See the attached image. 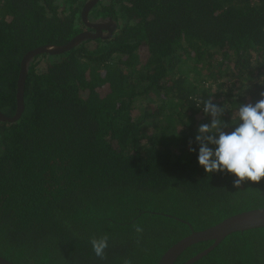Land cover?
Listing matches in <instances>:
<instances>
[{
  "label": "trees",
  "instance_id": "16d2710c",
  "mask_svg": "<svg viewBox=\"0 0 264 264\" xmlns=\"http://www.w3.org/2000/svg\"><path fill=\"white\" fill-rule=\"evenodd\" d=\"M86 1L0 0L2 114L15 113L24 54L85 30ZM108 15L111 37L35 56L21 116L0 120V256L15 264H157L192 231L264 207V178L235 187L189 150L211 121L204 101L230 122L261 98L264 0H99L89 13ZM192 264H264V227Z\"/></svg>",
  "mask_w": 264,
  "mask_h": 264
},
{
  "label": "clouds",
  "instance_id": "9594fccd",
  "mask_svg": "<svg viewBox=\"0 0 264 264\" xmlns=\"http://www.w3.org/2000/svg\"><path fill=\"white\" fill-rule=\"evenodd\" d=\"M260 96L255 103H239L230 122L223 119V106L204 101L203 112L211 121L198 129V150L189 148L197 152L198 164L206 173L233 174L235 187L245 180L260 182L264 178V92ZM91 243L96 256L103 258L107 237L93 238Z\"/></svg>",
  "mask_w": 264,
  "mask_h": 264
},
{
  "label": "water",
  "instance_id": "95a60500",
  "mask_svg": "<svg viewBox=\"0 0 264 264\" xmlns=\"http://www.w3.org/2000/svg\"><path fill=\"white\" fill-rule=\"evenodd\" d=\"M99 0H87L81 10V19L87 27L69 41L62 45H40L24 54L21 59L20 71L16 86V110L14 115L6 116L0 112L1 121H16L21 116L24 110V85L29 65L34 57L40 54L58 55L66 52L76 45L87 41L89 39H106L112 36L114 30L117 28V21L111 16L99 17L91 20L89 13ZM264 227V207L242 211L224 218L213 226L205 228L200 231H192L189 235L183 237L173 245H171L159 258L157 264H175L178 257L191 245L201 241H212V244L190 257L182 264H192L210 250L216 247L225 237L238 232L253 228ZM0 264H15L6 258L0 256Z\"/></svg>",
  "mask_w": 264,
  "mask_h": 264
},
{
  "label": "flooded vegetation",
  "instance_id": "af4514ba",
  "mask_svg": "<svg viewBox=\"0 0 264 264\" xmlns=\"http://www.w3.org/2000/svg\"><path fill=\"white\" fill-rule=\"evenodd\" d=\"M109 16H110V15H108V16H103V17H106V18H107V17H109ZM98 18H99V17H98ZM95 19H97V18H94V19H92V20H95Z\"/></svg>",
  "mask_w": 264,
  "mask_h": 264
}]
</instances>
